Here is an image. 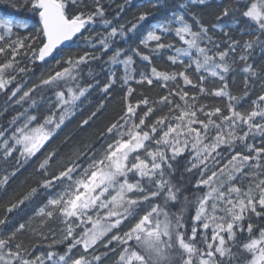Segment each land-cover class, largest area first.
<instances>
[{
    "label": "snow or ice",
    "instance_id": "1",
    "mask_svg": "<svg viewBox=\"0 0 264 264\" xmlns=\"http://www.w3.org/2000/svg\"><path fill=\"white\" fill-rule=\"evenodd\" d=\"M12 6L35 20L0 18V93L19 109L0 126V264H264V0H219L210 24L193 11L208 0ZM126 6L140 11L122 22ZM133 82L160 91L137 98ZM117 86L123 107L94 141L46 148L92 90ZM38 154L34 186L9 192Z\"/></svg>",
    "mask_w": 264,
    "mask_h": 264
},
{
    "label": "trees",
    "instance_id": "2",
    "mask_svg": "<svg viewBox=\"0 0 264 264\" xmlns=\"http://www.w3.org/2000/svg\"><path fill=\"white\" fill-rule=\"evenodd\" d=\"M13 2L19 4L21 0H0V16L2 17H13L17 19L29 18L30 22H34L35 18L32 17L25 9L17 10L12 6ZM212 4L211 7H198L194 8L195 11L206 24H210L215 19L216 4L219 3V0H208ZM227 0H225V3ZM123 3V0H106V7L109 16L115 15L117 11V6ZM136 0H133V5H135ZM110 5V6H109ZM139 9L135 6H126L125 12L122 14V22L131 20L134 16L138 15ZM155 19H159L160 13L154 12ZM155 20L150 17L148 21L145 22L144 26L141 29L143 32L149 25L154 23ZM97 30H100L97 28ZM139 37L137 36V39ZM237 38H239L237 36ZM217 39H224L222 33H217ZM157 66L160 69L171 70L165 60L161 59L156 62ZM254 64L257 66L264 65V55L259 53V50L254 54ZM99 72V68L96 69ZM35 75L26 77L25 79L36 80L40 76L41 72H46L47 67H36L34 69ZM103 80V75L100 77ZM230 89L234 94H240L243 91V79L241 75H237L235 78V83L232 82L231 77L229 78ZM131 86L136 89L134 93L135 97H139L141 92H146L150 96H156L160 91L158 88L153 87L151 91L143 88L136 83H132ZM26 90V89H25ZM260 91V82H257L253 92L258 93ZM126 94V88L121 90L119 86L112 90L111 95L105 99L104 94L99 90V88L92 90L90 96L85 101L84 105L77 111L76 115L71 118L70 121L65 122V126L62 127V130L59 131V134L50 142L49 145H46L48 150L59 149L62 155L70 154L76 148H83L87 143L94 141L100 132L104 130L106 125L114 120L121 111V108L124 104V95ZM252 98H255L253 95ZM103 102V109L98 112L97 116L90 121L88 126L80 127V122L83 119H87L93 111L99 107L100 103ZM134 102V101H133ZM246 106V105H245ZM19 110L18 106H15L14 101L8 102L7 96L4 93H0V126L7 127L8 122L11 120L12 116L16 114V111ZM44 150H42L43 152ZM43 157L38 154V158H34L29 162L28 165L22 170V172L12 181L9 188V192L15 191L17 193L23 192L27 187L34 186L35 181V169L38 166L39 159ZM187 194V193H184ZM182 194V195H184ZM6 199V198H3ZM3 199H0V204L3 203ZM179 205H177V208ZM175 210V209H173ZM3 208L0 207V218H2ZM31 215V207L25 208L19 216L15 219H12L14 224L16 220H20L23 217L25 220L28 216ZM23 222V220H21ZM24 239L25 243H32L29 236L25 235L20 237ZM114 257H109L106 264H111Z\"/></svg>",
    "mask_w": 264,
    "mask_h": 264
},
{
    "label": "rangeland",
    "instance_id": "3",
    "mask_svg": "<svg viewBox=\"0 0 264 264\" xmlns=\"http://www.w3.org/2000/svg\"><path fill=\"white\" fill-rule=\"evenodd\" d=\"M0 18H3L2 16H0Z\"/></svg>",
    "mask_w": 264,
    "mask_h": 264
}]
</instances>
